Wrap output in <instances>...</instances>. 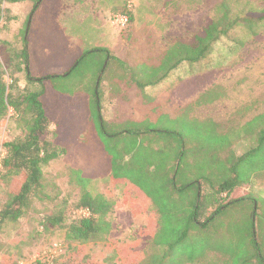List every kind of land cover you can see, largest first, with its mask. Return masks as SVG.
<instances>
[{
	"label": "rangeland",
	"instance_id": "374dc122",
	"mask_svg": "<svg viewBox=\"0 0 264 264\" xmlns=\"http://www.w3.org/2000/svg\"><path fill=\"white\" fill-rule=\"evenodd\" d=\"M35 2L38 11L33 14L34 0L4 5L15 19L0 21V57H10L13 47H23L32 17L28 35L31 73L38 78L58 76L45 81L42 101L57 127V141L67 152L43 166V194L30 203L27 215L2 226L0 264H53L71 248L68 256L77 261L76 246L66 241V229H45L42 223L51 215H62L66 225L74 218L88 217L87 210L76 209L80 190L103 195L114 207L106 217L111 228H105L104 239L82 246L98 264H242L252 232L263 264L264 150H253L258 130L264 127V24L236 25L233 19L261 12L264 0ZM222 2L229 11L225 27L233 30L211 54L197 64L183 62L157 90L128 87L126 93H119L115 84L119 75L105 71L112 57L111 64L117 59L127 61L128 75L134 72L129 66L134 59L138 70H145L160 50L193 40L209 21L223 18ZM124 9L134 16L133 26L129 27ZM119 18L127 20L125 26L117 23ZM94 49H106L109 54L90 56L71 73H64L76 65L77 56ZM6 71L5 82L11 87L13 81ZM19 79L20 88L28 87L23 72ZM185 80L192 85L186 103L169 100L170 90ZM94 93L101 98L105 128L100 127L91 106ZM153 129L184 142L175 173L177 187L194 182L191 191L200 195L210 183L245 182L235 198H249L227 207L207 232L179 246L174 239L177 217L165 211L174 208L173 202L128 167L148 151L157 155L163 145H155L156 151L149 147L147 136L124 135ZM20 134L17 114L10 109L0 119L1 162L5 143ZM162 134L159 138L164 141ZM6 178L0 176V202L11 188ZM252 209L256 211L253 216Z\"/></svg>",
	"mask_w": 264,
	"mask_h": 264
},
{
	"label": "trees",
	"instance_id": "16d2710c",
	"mask_svg": "<svg viewBox=\"0 0 264 264\" xmlns=\"http://www.w3.org/2000/svg\"><path fill=\"white\" fill-rule=\"evenodd\" d=\"M23 1L28 0H0V21L15 19L10 15V10L4 8L6 3L17 4ZM36 3L34 0L32 14L38 11ZM221 5L225 7L223 18L216 19L215 17L209 21L203 27L202 32L193 40L189 42L179 41L167 50H160L154 63L152 62L150 67L145 70H138L139 65L137 66V60L134 59L129 66L134 68L135 73L131 74L129 69L130 75H128L125 69L127 61L117 59L116 63L111 64L114 60L112 57L105 71L108 69L113 75L118 74V80L128 87H135L139 90H144L149 86L159 87L183 62L197 64L204 60L212 53L214 46L223 36L233 30L232 27H225V17L229 14L228 5H224L223 2ZM123 12H127L129 16V27L133 26L136 23L134 16L126 9ZM255 22L264 24V9L259 13L253 12L252 14L249 12L233 19V24L248 25ZM28 35L29 32L26 38L23 36L24 45L21 49L13 47V54L10 57L4 55L3 60L0 57V119L4 118L10 109H13L17 114V122L21 130L19 136L4 145L6 156L1 162L0 176L7 177L6 180H9L8 183L11 184V188L5 193L3 197L5 200L0 202V232L6 223L19 222L27 215L30 203L43 194V166L65 156L67 152V149L57 141V127L46 114L42 101L46 93L45 81L58 76L49 75L38 78L32 75ZM100 53L107 56L109 54L106 49L87 51L81 57L77 56L76 65H71L68 73H64H71L83 60L90 56L100 55ZM6 69L9 70L10 78L13 81L11 87L7 86L5 82ZM22 72L26 75L28 82V87L24 89L19 87V75ZM93 87L95 90L96 83L93 84ZM93 97V100L91 99L92 109L94 108L97 112L100 127L105 128L100 95L97 96L94 93ZM106 133L112 137L120 136L119 133ZM159 133L166 136L165 142L159 138ZM131 134L147 136L149 147L156 149V151L159 148H155V145L158 143L163 145L157 155L155 153L151 155V152L148 151L147 154H143L140 160L138 158L133 159L128 167L131 173L141 176L142 181H148L151 184L150 188L159 187L162 192L161 197L170 198L173 202L174 208H166L165 211H169L177 217V221L174 223L175 236L173 235L176 246L187 240L195 241L196 236L207 232V228L219 219L227 207L249 199L248 197L235 198V193L245 185V182L231 184L223 180L219 183H210L200 195L196 191H191L192 187L195 186L194 182L177 187L175 173L182 161L184 142L162 129L133 130L124 136L127 138ZM256 140L257 145L253 151L264 150V127L258 130ZM79 180L81 181L80 176ZM12 182H15L14 187ZM250 200L254 201V199ZM76 209L87 210L89 216L74 218L66 225L62 215H51L42 223L45 229L65 228L66 241L70 245L76 246L74 252L78 257L77 261H72L68 256L73 253L71 248L68 253L55 259L53 264H98L86 254L82 246L104 239L103 235L107 234L105 231H108L105 228H111L106 217L113 214V204L103 195H93L88 191L80 190ZM255 213V209H252L251 215ZM250 237V248L249 242H247V255L243 257L241 263L252 262L257 264L259 262L261 264L260 249L253 232ZM37 264L41 263L38 262Z\"/></svg>",
	"mask_w": 264,
	"mask_h": 264
},
{
	"label": "crops",
	"instance_id": "0c3cea01",
	"mask_svg": "<svg viewBox=\"0 0 264 264\" xmlns=\"http://www.w3.org/2000/svg\"><path fill=\"white\" fill-rule=\"evenodd\" d=\"M90 2L85 4V7L87 6V4H89ZM203 30V29H202ZM201 30V31H202ZM166 82V81H165ZM164 82V83H165ZM163 83V84H164ZM190 81L189 80H185L182 84L178 85L176 88H173L172 90H170L168 96H169V100L170 98H173L175 101L176 100H183L186 103V98H188L190 96V90L192 85L189 84ZM115 84L118 86L119 89V93H126L128 90V86L126 84L121 83L118 78L115 79ZM161 84V85H163ZM160 85V86H161ZM198 86V84H197ZM157 87L153 88L152 90H157ZM111 89V88H110ZM159 99V97H158ZM160 100V99H159ZM113 103V101H111Z\"/></svg>",
	"mask_w": 264,
	"mask_h": 264
},
{
	"label": "built area",
	"instance_id": "2783aa9c",
	"mask_svg": "<svg viewBox=\"0 0 264 264\" xmlns=\"http://www.w3.org/2000/svg\"><path fill=\"white\" fill-rule=\"evenodd\" d=\"M126 22H127L126 19H121V18H119V20L117 21V23H119L120 25H123V26L126 25ZM3 156H4V154L1 155V157H3ZM0 168H1V159H0Z\"/></svg>",
	"mask_w": 264,
	"mask_h": 264
},
{
	"label": "water",
	"instance_id": "95a60500",
	"mask_svg": "<svg viewBox=\"0 0 264 264\" xmlns=\"http://www.w3.org/2000/svg\"><path fill=\"white\" fill-rule=\"evenodd\" d=\"M30 24H31V19H30V21H29V23H28V28H27V32H26V36H25V38L27 37V34H28V32H29ZM100 79H101V78H100ZM100 79H99L98 82H97V87H98V84H99V82H100Z\"/></svg>",
	"mask_w": 264,
	"mask_h": 264
}]
</instances>
